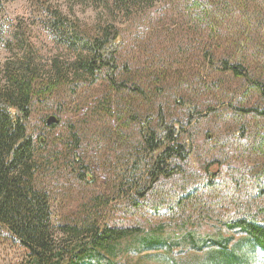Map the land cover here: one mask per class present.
<instances>
[{
	"label": "trees",
	"instance_id": "1",
	"mask_svg": "<svg viewBox=\"0 0 264 264\" xmlns=\"http://www.w3.org/2000/svg\"><path fill=\"white\" fill-rule=\"evenodd\" d=\"M90 1L110 10L133 12L134 8L149 5L154 0ZM187 1L199 18L204 15L200 18L202 22L208 19L203 22L208 27L210 42L205 44L204 57L208 69L218 74L216 79L204 78L201 73H190V77L182 78L179 71L172 77L166 69L121 63V28L113 23H98L91 30L83 29L68 22L59 9L49 11L47 8L53 16L48 28L54 30L72 56L53 58L48 69L37 63L28 35L17 30L14 39L8 42L0 34V40L11 52L0 64L3 74L0 82V224L27 250V264H124L122 259L129 253H144L149 259L161 258L163 264H255L260 254L264 259V168L253 177L256 184L247 193L225 187L227 194H222L220 199L226 204L219 207L221 212L219 208L214 212L204 210V201L191 192L183 194L181 190L171 195L160 206L174 208L178 205L186 219L180 225L183 234L174 238L164 236L166 228L162 223L148 229L128 221L114 225L101 223L104 205L109 203L106 199L70 214L64 212L56 226L50 204L51 189L40 180L46 171L47 156L53 159L50 154L41 152L45 139H39L37 144L27 129L38 95L47 100L60 88L75 85L86 90L88 85L101 83L103 91L98 88L96 94L101 93L95 106L97 115L102 116L103 121L115 118L128 125L134 122L139 127L137 147L125 157L128 162L125 164L129 166L133 157L128 169L141 173L140 177H135L134 173L123 177L124 183H119L117 189L123 195L132 194L125 209L129 216L134 215L139 199H145L158 182L185 172L186 162L194 151L190 126L216 109L212 105H195L194 99L185 112L171 109L168 102L174 93L194 95L198 91L204 98L210 91L213 98L215 91L224 90L223 77L227 74L253 83L264 98V76L255 79L263 75L264 62L261 64L260 58L264 60V19L261 17L264 7L259 12L251 10L249 3L255 0ZM258 6H261L259 0ZM211 40L215 43L211 44ZM220 45L224 47L220 49ZM170 76L178 78L172 86L166 83V77ZM175 101L182 105L181 98ZM241 111L264 114V108L260 110L257 106L241 108ZM51 127L57 125L51 124ZM108 128L111 127H105ZM76 134L77 131L72 138L76 149L67 154L66 168L80 182L91 185L92 168L78 153L81 137ZM112 134L107 139L111 143L122 141L129 145L125 134L118 133L121 135L114 139ZM121 138L124 140L120 141ZM105 144L100 147L105 149ZM256 151L264 155V136ZM136 182L142 186L134 191ZM187 207L196 208L199 214L191 223L192 215L185 216L183 212ZM215 217L228 231L237 232L241 237L236 240L235 235L218 239L198 236L197 223ZM175 248L202 255L181 260L172 255Z\"/></svg>",
	"mask_w": 264,
	"mask_h": 264
},
{
	"label": "rangeland",
	"instance_id": "2",
	"mask_svg": "<svg viewBox=\"0 0 264 264\" xmlns=\"http://www.w3.org/2000/svg\"><path fill=\"white\" fill-rule=\"evenodd\" d=\"M257 2L258 0L250 2V9L262 11L260 8L264 7L263 0H259L261 6L258 7ZM47 8L49 11L61 10L68 22H73L83 29L91 30L98 23H113L121 28V63L125 62L132 67L166 69L172 77L176 76L178 71L182 78L190 77V73H201L202 77L207 79L218 77V74L208 69L204 57V49L207 48L205 44L210 42L208 27H205L203 22L208 19L205 18L202 22L200 18H204V15L201 14L199 18L191 11L187 0H154L149 5L134 8L133 12L110 10L90 0H0V34L8 42L14 39L17 30L28 35L37 63L44 69L50 67L55 57L69 59L72 56L54 34V30L48 28V21L53 19V16ZM261 17L264 19V13ZM214 43L211 40V44ZM220 47L222 49L224 45ZM10 55L5 42L0 40V64ZM261 61L264 62L260 58L262 64ZM261 70L263 75L256 77V80L264 76V63ZM171 76L166 77L168 86H172L178 79ZM2 77L0 66L1 83ZM224 77V90H212L215 91L213 98H210V91L204 98L198 91L194 95L183 92L178 95L174 93V96L168 92L173 96L168 102L171 109L178 108L185 112L188 106L194 103L192 99L195 100V105H212L216 109L208 112L207 116L199 117L191 126L194 151L186 162L185 172L158 182L145 199H139V206L132 216L125 213L127 201L132 194L128 192L123 195L118 193L117 189L119 183H124L123 177H130L131 173L135 172L131 168L128 169L133 163V157L129 166L125 164L128 163L125 157L137 147L140 138L139 127L134 122L128 125L115 118L109 121L105 118L103 121L102 116L97 115L95 106L101 93L98 96L96 94L98 88L103 91V86H99L101 83L88 85L86 90H81L75 85L71 88H60L47 100L36 96L27 121V129L37 144L39 139H45L41 152L50 154L53 159L52 161L51 157L47 156V164L44 165L46 171L40 180L51 189L50 204L54 225L59 224L64 212L70 214L82 206H95L98 200L106 199L109 203L104 205L100 216L101 223L114 225L128 221L146 229L162 223L166 228L164 236L174 238L183 234V227L180 225L186 219L182 217L180 206H160L165 204L171 195H176L181 190L183 194L191 192L204 201V210L214 212L226 204L220 199L222 194H227L226 186L238 189L239 193H247L249 188L253 189L256 184L253 177L264 168V155L256 151L264 136V114L244 112L241 108L257 106L262 110L264 98L261 92L252 86L253 83L248 84L243 79L229 77L227 74ZM176 98L182 99V105L177 104ZM50 116L58 118L59 122L53 123L57 127L46 124ZM101 121H106V124ZM73 131H77L78 138L81 137L78 153L92 168L91 185L80 182L66 168L67 154L76 149V145L72 143ZM112 132L113 139L125 134L129 145L122 144L121 140L125 137L119 139L122 143L108 141ZM102 144H105V149L100 147ZM140 174H135V177H140ZM135 185L134 191L142 186L140 182ZM186 209L183 211L185 216L191 214L193 217L190 223L195 221L199 216L197 209ZM221 211L219 208L218 212ZM215 218L197 223L198 236L218 239L235 235L236 240L241 237L237 232L228 231L218 218ZM172 255L186 260L202 253L191 250L185 252L175 248ZM26 259L27 250L0 224V264H27ZM122 260L125 261L124 264H163L161 258L149 259L144 253H129ZM255 264H264L261 254Z\"/></svg>",
	"mask_w": 264,
	"mask_h": 264
},
{
	"label": "water",
	"instance_id": "3",
	"mask_svg": "<svg viewBox=\"0 0 264 264\" xmlns=\"http://www.w3.org/2000/svg\"><path fill=\"white\" fill-rule=\"evenodd\" d=\"M59 122L58 118L56 116H50L47 120H46V124L48 126H50L53 123H57Z\"/></svg>",
	"mask_w": 264,
	"mask_h": 264
},
{
	"label": "bare ground",
	"instance_id": "4",
	"mask_svg": "<svg viewBox=\"0 0 264 264\" xmlns=\"http://www.w3.org/2000/svg\"><path fill=\"white\" fill-rule=\"evenodd\" d=\"M239 69V68H238ZM175 122H177V121H175ZM174 123V122H173ZM179 123V122H178ZM191 127V126H190ZM195 128V127H194ZM192 130V129H191ZM181 160V159H180ZM88 248V247H87ZM81 250V249H80ZM100 255V254H99ZM54 262V261H53Z\"/></svg>",
	"mask_w": 264,
	"mask_h": 264
}]
</instances>
